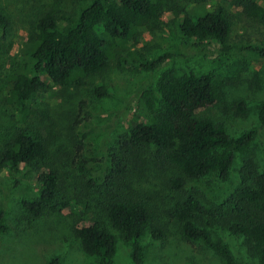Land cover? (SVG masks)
<instances>
[{"label":"rangeland","instance_id":"374dc122","mask_svg":"<svg viewBox=\"0 0 264 264\" xmlns=\"http://www.w3.org/2000/svg\"><path fill=\"white\" fill-rule=\"evenodd\" d=\"M246 1L207 2L209 8L223 5L230 16V51L214 39L202 43L187 40L177 20L190 10L193 0H173L160 18L129 42L149 59L170 52L171 57L160 68H121L112 61L105 70L82 77L65 89L39 75L29 117L21 123L6 101L10 67L19 58L23 43L32 39L38 20L56 9L71 10L73 0H0V13L8 20V34L4 36L0 30V158L6 145L3 141L14 125L41 132L50 139L52 158L47 166L62 180L67 198L61 209L34 218L23 200L40 195L38 173L30 166L18 171L0 168V208L6 212L3 222L8 227L0 235V264H47L56 256L61 257V264H94L96 257L82 250L76 235L78 226L94 221L105 222L117 236L114 264H134L132 244L111 227L104 212L109 198L125 197L128 190L155 206L167 227L164 240L155 239L149 231L141 237L144 264H227L205 241L187 239L168 216L180 193L167 180L180 172L155 163V147H144L136 153L129 173L116 175L111 187L106 183L113 157L120 149V137L142 120L143 93L151 91L160 108L158 82L165 72L210 74L217 101L204 114L224 122L234 136L255 132L251 146L236 154L227 180L212 173L189 181L186 188L207 210L219 211L220 215L211 218L212 225L206 226L212 239L229 244L236 264L256 263L244 237L229 232L223 224L232 213L237 190L251 183L245 170L247 161H253L259 171L264 169V124L258 117L264 100V56L247 48L264 42V24L245 15ZM96 87H105L110 94L97 96ZM242 100L246 103L244 114L237 107ZM71 123H75L72 130ZM207 220L205 216L204 223Z\"/></svg>","mask_w":264,"mask_h":264},{"label":"trees","instance_id":"16d2710c","mask_svg":"<svg viewBox=\"0 0 264 264\" xmlns=\"http://www.w3.org/2000/svg\"><path fill=\"white\" fill-rule=\"evenodd\" d=\"M173 0H73L71 10L56 9L46 13L35 25L31 40L20 48L19 58L7 75L10 90L7 103L13 108L18 122L29 117L31 103L37 91V78L42 75L59 88L73 86L79 79L93 72L105 70L112 61L121 68L156 70L168 58L163 52L149 59L132 49L129 42L150 22L161 17ZM208 0H193V6L178 18V28L189 41L202 43L214 39L224 50L230 51L231 20L226 8L207 6ZM245 15L264 24V0H247ZM8 20L0 13V30L8 34ZM249 50L264 56V42L248 45ZM160 108L151 91L142 95V120L120 137V149L114 155L106 178L111 187L116 175L131 171L136 153L144 147H155L154 162L179 170L180 174L167 180L180 193L168 216L191 241L203 240L224 257L227 264H236L229 244L213 240L206 226L219 211L207 210L198 197L192 195L187 183L218 173L222 180L230 176L237 153L246 151L255 139L249 130L238 136L230 134L226 124L204 114L217 101L214 78L208 73L175 75L165 72L159 82ZM97 96H107L105 87H96ZM238 112H246L245 101L237 104ZM264 124V100L258 112ZM71 123L69 129H74ZM6 145L0 158V168L18 171L30 166L38 173L42 186L38 197L23 200L26 211L34 218L48 211L61 209L67 198L62 180L47 166L52 158L50 139L41 132L14 125L3 141ZM84 169V166H82ZM250 184L237 190L234 208L223 224L225 228L243 236L255 264H264V169L259 171L253 161L245 167ZM106 221L132 244L134 264H144L141 237L146 231L164 240L167 227L160 221L158 210L145 197L128 190L125 197L109 198L105 203ZM6 212L0 208V235L8 230L3 220ZM208 217L204 223V217ZM76 235L82 250L96 257L94 264H114L117 236L105 222L94 221L78 226ZM61 257H53L47 264H61Z\"/></svg>","mask_w":264,"mask_h":264}]
</instances>
